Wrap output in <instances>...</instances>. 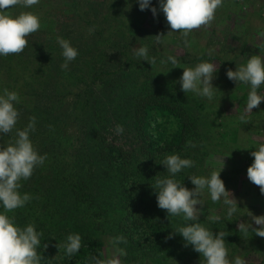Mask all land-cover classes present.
Returning a JSON list of instances; mask_svg holds the SVG:
<instances>
[{
    "label": "trees",
    "instance_id": "trees-1",
    "mask_svg": "<svg viewBox=\"0 0 264 264\" xmlns=\"http://www.w3.org/2000/svg\"><path fill=\"white\" fill-rule=\"evenodd\" d=\"M72 46L78 55L68 63L67 69L61 67L65 63L64 57L47 62L35 56L25 60L16 59V55L0 58V95L7 88L20 97V103H14L20 113L18 122L11 133H0V146L14 142L16 129L25 128L29 118L35 116L36 130L30 133V140L34 149L37 146L41 150L38 154L47 156L41 168L34 169L33 177L20 181L21 195L29 193L33 199L24 207L7 213L10 218L14 217L16 226L24 228L33 224L36 231L43 234L37 248L42 257L40 264H91V256L105 259L104 246L120 235L127 240L119 247L126 250L129 264H137L147 256L175 257V253L188 247L184 246L185 241L178 233L173 238L166 237L177 227L197 222L208 230L212 227L213 233L225 229L224 242L230 249L233 241L245 232L237 225L224 219L208 223L201 219L186 222L182 216H168L157 204L158 191L153 187L157 179L172 178L191 190L195 185L189 176H201L200 170L196 169L203 159L193 152L199 137L198 116L191 111L183 95L162 88L153 90L147 81L141 82L138 88L136 75L137 94L117 102L119 116L115 105L112 115L102 120V113L96 115L97 107L110 100L114 93L119 98L124 90L125 86L116 78L121 81L126 73L136 74L139 67L154 64L137 60L135 53L125 51L122 53L124 59L118 62H100L98 50L90 48L83 52L78 45ZM154 56L156 61L160 59V56ZM86 70L92 74L87 83L80 80ZM79 86L80 90L74 91ZM69 93L74 95L71 109L58 111L60 102ZM88 116L86 126L80 124L77 139L78 150L86 153H80V156L70 153L64 169L54 174L56 156H67L66 149L74 144L65 133L66 125ZM101 123L106 129L115 124L122 125L124 132L120 136L125 138L124 141H118L116 137L108 141L99 131ZM169 155L191 159L194 166L172 176L162 164ZM102 163L104 167L99 169L98 165ZM105 197L110 200L106 201L108 205L104 202ZM3 212L0 206V213ZM70 234H79L82 245L71 257L66 255L63 247Z\"/></svg>",
    "mask_w": 264,
    "mask_h": 264
},
{
    "label": "rangeland",
    "instance_id": "rangeland-1",
    "mask_svg": "<svg viewBox=\"0 0 264 264\" xmlns=\"http://www.w3.org/2000/svg\"><path fill=\"white\" fill-rule=\"evenodd\" d=\"M151 7L159 9V0H151L149 9L144 11L140 10L138 0H40L38 5L31 8L17 6L16 9H10L13 15H18L21 11H31L39 17L41 27L26 37L28 45L21 54L16 55V59L25 60L29 56H35L40 61L47 62L55 57L63 58L57 37L69 40L71 46L78 45L83 52H88L90 48L98 50V57L101 58L99 61L105 63L118 62L124 59L122 54L124 51L133 54L140 46L148 49L149 59L155 57L154 55L160 56L153 66L139 67L136 74L126 73L125 79L121 81L117 77L118 83L126 88L124 87L119 98L114 93L110 100L98 106L96 115L101 116L102 113L101 118L104 120L112 115L111 111L116 105L119 116L117 102L124 98L129 100L137 94L134 85L136 75L139 78L138 88L141 82L147 81L152 84L153 90L162 88L183 95L191 111L198 116L199 137L193 152L199 153L203 161L197 166L196 171L200 170L202 177L210 176L212 171H221L220 177L225 183L226 190L231 192L238 202V211L229 220L228 206L223 203V198L214 203L205 189L200 197L203 205H196L198 209H202L199 219L208 223L214 221L210 218L214 216L218 217L217 220L224 219L238 227L240 223L250 224L249 212L255 216L264 215V194H261L260 188L247 177V169L254 162L251 153L264 144V100L252 112L246 113V119L241 121L240 115L245 114L250 86L229 80L226 73L228 69L235 71L238 65L246 64L252 55L264 58V0H223V5L215 11V18L211 24L189 34L187 39L190 46L184 43L182 33L168 34L171 29L163 12L158 11L154 16ZM161 33L164 36L158 43L155 36ZM87 40L89 41L86 43ZM209 50H213L211 54ZM169 56L176 58V65L170 62L161 63L162 60L167 61ZM135 59L143 60L136 56ZM201 62L214 63L218 68L212 81L216 88L211 100L193 92L186 94L178 82L184 68H194ZM88 73L89 70L83 72L80 80L86 83L91 80L92 74ZM80 88L81 86L74 91H79ZM257 91L259 95L264 96V84ZM73 98V94H67L60 102L58 111L70 110ZM55 111L60 113L56 109ZM88 119L89 116L84 120L79 118L66 125L65 133L74 144L66 149L67 156H56L57 161L53 164L54 174L64 169L70 153L79 156L80 153H86L78 150L77 139L80 136V124L84 123L86 126ZM116 126L115 124L106 129L101 123L99 131L101 135H106L108 141L115 137L118 141H124V137L116 134ZM35 150L41 153L37 146ZM103 165L99 164L98 168L104 167ZM40 168L41 165L37 166V169ZM52 169L49 170L53 171ZM108 191H112L110 186ZM105 199L106 203L109 198ZM108 204L109 202L106 203ZM255 227L258 226L253 223V228ZM210 228L212 229L210 231H213V228ZM221 231L225 232V229ZM111 241L112 239L104 246L105 259L113 253ZM233 243L230 249L227 248L230 262L236 256H240L247 264H264V238L256 236L253 230L243 232ZM187 247L178 254L175 253V257L172 255L162 259L147 256L142 257L137 264H205L200 253L194 251L191 245ZM128 258V255L120 257L121 264H129Z\"/></svg>",
    "mask_w": 264,
    "mask_h": 264
},
{
    "label": "clouds",
    "instance_id": "clouds-1",
    "mask_svg": "<svg viewBox=\"0 0 264 264\" xmlns=\"http://www.w3.org/2000/svg\"><path fill=\"white\" fill-rule=\"evenodd\" d=\"M39 3L40 0H0V56L21 54L28 45L26 37L37 32L41 27L39 17L33 12L21 11L18 15H13L10 9L17 6L27 9ZM138 3L140 10L144 11L149 9L151 0H138ZM222 5L223 0H159V9L151 7V11L154 16L158 11H162L171 29L168 34L182 33L184 43L190 46L187 39L189 34L193 30L210 25L215 18V11ZM163 36V33L156 35V41L161 42ZM57 42L65 59L61 67L67 69L68 63L76 59L78 51L71 46L69 40L57 37ZM212 51L209 50V54ZM135 55L151 65L156 63L155 57L149 59L148 49L144 46L136 48ZM167 62L177 64L174 56H169L167 61H161V63ZM217 70V65L210 62H201L194 68H184L178 81L181 90L186 94L193 92L211 100L216 88L212 81ZM226 75L229 80L250 86L245 114L240 115V120L244 121L246 113L252 112L264 100V96L259 95L257 91L264 84V58L260 55H252L246 64L238 65L235 71L228 69ZM14 103H20L19 95L5 88L0 95V133L2 134L11 133L18 122L20 113L14 107ZM35 126L36 117L32 116L25 128L16 129L14 142L0 146V206L4 209V212L0 213V264H40L42 259L37 253V248L41 243L40 236L43 234L38 233L33 224L24 228L16 226L14 217L10 218L7 215L24 207L33 199L29 193L21 195L20 181L30 179L34 169L43 165L47 158L46 154H38L30 140V133L36 130ZM115 132L117 135L123 134L124 127L117 125ZM191 146L195 147V145ZM251 155L254 157V162L247 169V177L251 183L260 188L261 194H264V144H261ZM162 164L165 165L167 172L174 176L182 169L193 167L194 161L181 158L179 155H169ZM220 172L212 171L208 177L189 176L191 183L195 185L191 190L172 178L157 179L153 187L158 191V207L166 210L168 216H182L186 222L197 221L202 209H198L196 205H203L200 197L207 189L212 202H219L223 198V203L228 206L227 216L230 220L238 211V202L233 198L232 193L226 190ZM249 216L250 224L240 223L239 230L246 232L251 228L256 236L264 238V215L255 216L249 212ZM210 218L214 221L218 219L214 216ZM253 223L258 227L253 228ZM175 233L183 237L185 247L191 245L194 251L201 254L205 264H247L240 256L229 261L224 242L227 234L224 231L213 233L198 222L186 223L177 227L166 239L173 238ZM121 243H127L124 236L114 237L111 241L114 249L112 255L106 259L91 256L89 258L91 264H121L120 257L127 255L126 250L119 247ZM81 246L79 234L68 235L63 245L69 257L79 252ZM58 247L61 246L58 244Z\"/></svg>",
    "mask_w": 264,
    "mask_h": 264
}]
</instances>
